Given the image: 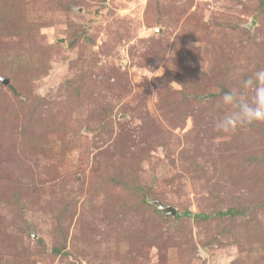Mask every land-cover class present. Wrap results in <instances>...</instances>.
Instances as JSON below:
<instances>
[{"label": "rangeland", "instance_id": "rangeland-1", "mask_svg": "<svg viewBox=\"0 0 264 264\" xmlns=\"http://www.w3.org/2000/svg\"><path fill=\"white\" fill-rule=\"evenodd\" d=\"M261 69L264 0H0V264H264Z\"/></svg>", "mask_w": 264, "mask_h": 264}, {"label": "clouds", "instance_id": "clouds-1", "mask_svg": "<svg viewBox=\"0 0 264 264\" xmlns=\"http://www.w3.org/2000/svg\"><path fill=\"white\" fill-rule=\"evenodd\" d=\"M245 90H254L250 106L245 96H237L238 88L226 92L220 99V105L232 111L216 119L215 130L224 134L235 132L240 127L264 122V69L256 71L242 81Z\"/></svg>", "mask_w": 264, "mask_h": 264}, {"label": "trees", "instance_id": "trees-1", "mask_svg": "<svg viewBox=\"0 0 264 264\" xmlns=\"http://www.w3.org/2000/svg\"><path fill=\"white\" fill-rule=\"evenodd\" d=\"M11 56H15L14 54H11ZM10 57V56H9ZM9 57L7 60H9ZM10 61V60H9ZM23 63L24 62V59L23 57L21 56V54L18 56L17 58V61L16 63ZM25 63V62H24ZM27 65V63H25ZM224 92H228V90H224ZM248 212V209L247 208H228L227 210L225 211H219L218 212V215L221 216V217H231V218H236V217H241V216H245ZM177 215H178V212H177ZM183 216H193L195 219L197 220H209L211 219V215L210 214H192L191 212L189 211H186L183 213ZM181 215L179 214L178 215V218H180Z\"/></svg>", "mask_w": 264, "mask_h": 264}, {"label": "water", "instance_id": "water-1", "mask_svg": "<svg viewBox=\"0 0 264 264\" xmlns=\"http://www.w3.org/2000/svg\"><path fill=\"white\" fill-rule=\"evenodd\" d=\"M0 81L4 84V85H8L9 84V80L4 78V77H0ZM159 211L163 212L166 215H171V216H176L177 215V210L172 207V206H159Z\"/></svg>", "mask_w": 264, "mask_h": 264}]
</instances>
